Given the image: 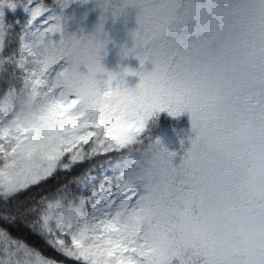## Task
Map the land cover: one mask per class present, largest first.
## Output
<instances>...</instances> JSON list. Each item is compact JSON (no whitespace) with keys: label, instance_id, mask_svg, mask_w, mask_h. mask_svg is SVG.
<instances>
[{"label":"snow or ice","instance_id":"6c2138e0","mask_svg":"<svg viewBox=\"0 0 264 264\" xmlns=\"http://www.w3.org/2000/svg\"><path fill=\"white\" fill-rule=\"evenodd\" d=\"M16 4L0 0V199L87 164L27 209L76 264H264V0H122L137 25L122 55L140 68L108 71L99 57L87 75L65 58L63 0H25L29 19L6 54L2 8ZM163 111L190 116L179 164L146 134ZM180 215L206 218L194 246L175 237ZM0 264L55 261L0 227Z\"/></svg>","mask_w":264,"mask_h":264},{"label":"trees","instance_id":"16d2710c","mask_svg":"<svg viewBox=\"0 0 264 264\" xmlns=\"http://www.w3.org/2000/svg\"><path fill=\"white\" fill-rule=\"evenodd\" d=\"M25 0H14L16 5L24 2ZM38 3H44L49 7H55L57 0H36ZM82 8H93V0L87 3H80L77 1ZM3 19L6 24L12 26V30L8 33V47L6 48V54L18 50L19 46V34L20 26L17 24L20 13L18 9H11L5 5L2 8ZM100 10L97 11V14ZM68 32H76L77 29L72 26ZM9 68V74L11 73ZM8 74H0V96L3 95L4 91L8 86ZM188 124H190V116L187 112L181 113L177 117H173L168 114L167 111H163L155 115L148 125L146 131L147 135H150L153 139H159L164 149L171 152L174 150V141L180 144L181 141L185 142V137L182 138L184 132L188 130ZM115 157V154H112ZM103 157L97 158L92 161L93 165H99L103 161ZM89 167L87 164L79 165L72 170L71 173L58 172L53 178L43 183L38 187L30 188L28 191L21 193L16 198L4 202L0 199V227L7 229L13 238H20L26 241L30 246L35 247L45 257L52 259L58 264H76L73 259L67 258L60 252L56 251L53 247L49 246L45 239L33 228V221L36 219L35 213L27 211L28 208L35 206L36 202L40 197L44 195H51L61 185L69 182L74 176L80 173L85 168ZM73 193H76V189L73 188ZM84 195H88L87 192ZM14 217V220L7 219L8 215ZM175 264V262H174Z\"/></svg>","mask_w":264,"mask_h":264},{"label":"rangeland","instance_id":"374dc122","mask_svg":"<svg viewBox=\"0 0 264 264\" xmlns=\"http://www.w3.org/2000/svg\"><path fill=\"white\" fill-rule=\"evenodd\" d=\"M77 1L80 0H67V5L64 7H60L57 5V14L60 16H68L71 17L69 20L67 31L74 26L77 29L78 34L79 30L82 28L85 32L92 31L97 23L99 22L100 13L96 7L82 8ZM91 0H88V2ZM25 2V1H24ZM24 2L16 5L13 9H18L20 16L18 19V24L23 26L27 20L29 19V14L25 12L24 7L21 5ZM61 2V0H58ZM126 14H121L120 16L113 18L110 14H106L107 19L103 23V30L107 33L108 43L106 45L105 51L101 54L103 59L101 63L103 67L112 72H120L124 67H127L131 70H139L140 65L139 61L131 54L127 57L122 55V47L131 48L133 41L131 39L130 33L133 29L137 27L135 20V10L128 8L125 10ZM43 17L39 18L37 23H43ZM51 40L53 43H59L61 37L59 33H53L51 35ZM64 62L62 61L61 64ZM144 68L148 71L151 70L152 65L148 62L145 63ZM79 71L83 73H87V69L80 65ZM126 86L129 88L135 87V85L139 82V77L137 76H126L125 77ZM182 138L185 136V142L182 144H177L174 141V150L171 152L177 153V155L173 158L174 164H179L181 156L183 155V150L189 147L188 137L192 135L191 132V123L188 124V130L184 132ZM106 171V169H105ZM97 175H102V172L96 173ZM111 175V173H109ZM58 264V263H55Z\"/></svg>","mask_w":264,"mask_h":264},{"label":"clouds","instance_id":"9594fccd","mask_svg":"<svg viewBox=\"0 0 264 264\" xmlns=\"http://www.w3.org/2000/svg\"><path fill=\"white\" fill-rule=\"evenodd\" d=\"M121 2L122 0H93L94 6L100 10L99 22L92 31L85 32L81 28L79 35L76 32L67 31L71 17L61 16L57 21L58 24L65 25L66 35L64 39L67 41L66 47H68L65 58L77 63L78 71L80 65H83L87 69V73L82 72L84 75L88 74L90 66L96 62L97 58L102 57L101 54L105 51L108 43L107 33L103 30V23L107 19L106 14H110L113 18L120 16L122 14L119 11ZM63 3L66 6L67 0H63ZM80 3L84 2L80 0ZM114 12H116L115 17L113 16ZM101 17H103V20H101ZM99 62L103 67L101 60ZM206 227L207 221L203 215H180L175 222L174 234L181 245L194 246L197 242V233L202 232Z\"/></svg>","mask_w":264,"mask_h":264}]
</instances>
